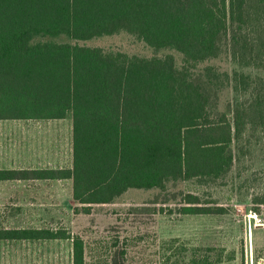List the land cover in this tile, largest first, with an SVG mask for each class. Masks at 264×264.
<instances>
[{"label":"trees","instance_id":"obj_1","mask_svg":"<svg viewBox=\"0 0 264 264\" xmlns=\"http://www.w3.org/2000/svg\"><path fill=\"white\" fill-rule=\"evenodd\" d=\"M250 1L0 0V120L70 116L73 123L72 167L0 169V180L71 179L76 209L90 213L130 189L226 174L235 160L233 141L248 124L264 125V82L253 100L221 113L214 82L198 67L230 44L243 59L250 49L264 68V21L261 34L250 37ZM256 3L264 7V0ZM122 31L155 51L180 52L182 65L173 53L129 57L77 42L35 41L62 35L86 41ZM255 202L264 203V196ZM180 210L226 212L193 193ZM55 239L72 240V264H87L80 235L0 226V240ZM171 243L170 264L211 261L196 253L180 258L186 248L177 239Z\"/></svg>","mask_w":264,"mask_h":264},{"label":"rangeland","instance_id":"obj_2","mask_svg":"<svg viewBox=\"0 0 264 264\" xmlns=\"http://www.w3.org/2000/svg\"><path fill=\"white\" fill-rule=\"evenodd\" d=\"M256 2L250 1V37L261 34L264 21V7ZM51 39L129 57L173 53L179 66L183 62L180 52L155 51L125 31L86 41L64 35L35 41ZM227 45L198 67L214 82L221 113L253 100L264 82V68L253 59L255 54L246 50L243 59ZM206 66L213 70L207 72ZM228 117L232 121V113ZM72 134L70 116L0 120V168L69 167ZM232 147V168L217 179L170 180L163 189H130L115 203L93 205L90 213L76 209L71 179L0 180V226L63 228L80 235L87 244V264H170L167 244L173 239L186 248L179 257L185 255L187 261L196 253L210 256L207 264H264V203L255 202L264 196V125L248 124ZM187 193L198 195L203 205L224 206L226 212L183 214L180 207ZM0 264H72V240H0Z\"/></svg>","mask_w":264,"mask_h":264},{"label":"crops","instance_id":"obj_3","mask_svg":"<svg viewBox=\"0 0 264 264\" xmlns=\"http://www.w3.org/2000/svg\"><path fill=\"white\" fill-rule=\"evenodd\" d=\"M4 120H19V121L22 120V121H29V120H44V119H4ZM49 120H56V119H49ZM72 163H73V148H72ZM70 167H72V164L69 167H66V168H70ZM60 168H63V167H60ZM0 169H3V168H0ZM6 169H26V170H30V169H59V168L31 166V167H25V168L24 167H21V168H6ZM49 180H52V179H49Z\"/></svg>","mask_w":264,"mask_h":264}]
</instances>
